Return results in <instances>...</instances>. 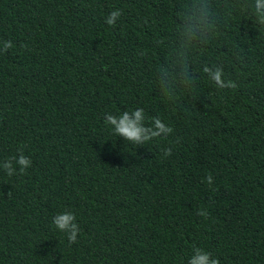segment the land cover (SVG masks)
<instances>
[{
  "label": "trees",
  "instance_id": "obj_1",
  "mask_svg": "<svg viewBox=\"0 0 264 264\" xmlns=\"http://www.w3.org/2000/svg\"><path fill=\"white\" fill-rule=\"evenodd\" d=\"M196 2L0 0V161L32 160L0 168V264H188L194 247L264 264V30L252 0H228L230 14L214 0L221 20L194 53V87L168 100L156 84L176 12ZM204 65L237 87L218 88ZM137 108L174 131L137 146L105 123ZM65 210L80 226L73 243L52 223Z\"/></svg>",
  "mask_w": 264,
  "mask_h": 264
},
{
  "label": "clouds",
  "instance_id": "obj_2",
  "mask_svg": "<svg viewBox=\"0 0 264 264\" xmlns=\"http://www.w3.org/2000/svg\"><path fill=\"white\" fill-rule=\"evenodd\" d=\"M223 7L231 13V5L228 0H224ZM252 13L249 19L258 31L264 30V0H252L250 5ZM121 16L119 9L112 11L106 17V23L115 25ZM176 17L178 24L173 35L171 46L167 51L164 60L155 69V80L159 92L168 100H175L178 89H190L195 86L197 76L192 69L194 53L198 48L205 47L210 42L217 25L221 20L217 11V4L214 0H197L192 5L185 4L177 10ZM13 46L11 40L3 42V50L7 51ZM203 72L215 83L218 88H236L237 84L233 80L224 79V68L222 65H204ZM105 123L111 126L113 132L118 137H123L125 141L134 144L145 145L147 142L161 137L168 136L174 130L171 126L163 122L159 117H151L150 124H146V116L143 108L132 111H123L119 115L108 113L104 117ZM165 156L172 155V148L163 150ZM32 165L30 157L23 154L13 156L0 161L2 168L7 175L11 176L19 171L25 172ZM18 166V168H17ZM209 184L213 177L206 178ZM198 215L207 218L206 209H200ZM52 223L55 227L67 234L70 243L77 240L80 226L77 223L76 214L71 210H65L53 217ZM188 264H220L218 258H213L212 253L202 248L194 247Z\"/></svg>",
  "mask_w": 264,
  "mask_h": 264
}]
</instances>
